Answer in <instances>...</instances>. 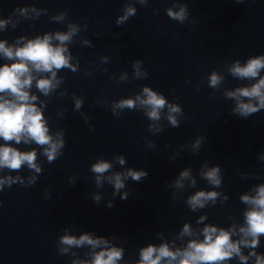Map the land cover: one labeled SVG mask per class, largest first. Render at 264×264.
I'll return each mask as SVG.
<instances>
[{"label":"clouds","instance_id":"obj_1","mask_svg":"<svg viewBox=\"0 0 264 264\" xmlns=\"http://www.w3.org/2000/svg\"><path fill=\"white\" fill-rule=\"evenodd\" d=\"M141 5H146L148 0H136ZM243 3V0H235ZM47 9L37 8L35 5L17 7L13 14L6 18H0V31H5L8 25L15 28L19 18L38 19ZM137 9L131 2L123 8L116 24L122 25L130 17L136 15ZM169 18L183 24L189 18L187 4L176 2L166 9ZM13 16L17 18L14 20ZM68 11L54 15L51 19L58 23L65 22ZM86 30L87 24L83 25ZM82 28L79 23L69 21L66 30L49 31L37 34L33 37L20 36L12 43L6 39H0V58L5 62L0 64V173L7 170L16 175H0V191L5 186L11 188L19 183L30 186L36 183L38 174L43 172L39 157H46L49 164L63 155L65 147L64 130L52 131L48 118L45 116L47 100L41 96L50 98L57 94V89L63 84L65 77L58 75L64 69L72 72L79 70V60L71 53L69 45L74 42ZM80 43L92 46V42L82 38ZM102 63H108L109 57H100ZM75 61V62H73ZM142 61L136 59L132 62L133 78H147L148 72L143 69ZM107 71V69H102ZM226 72L234 79L249 81L247 85L237 86L234 89L224 91L227 99L234 101L231 112L239 117L247 119L250 115L264 109V54L250 56L245 62L239 59L226 65ZM85 75H91L86 72ZM225 77L216 70L208 75V85L213 89H219ZM128 80L126 72L121 73L119 81ZM33 88L36 92H33ZM39 93L40 95H38ZM67 90H61L58 95L66 96ZM74 109L80 111L84 98L73 94ZM127 110H140L148 118V130L159 133L163 130L162 120H166L171 127L180 126V118L184 116L180 104L169 101L165 95L154 90L150 86H143L142 91L135 96L121 98L113 101L111 111L114 116ZM63 116L64 113H58ZM87 124L88 116L81 113ZM90 130H91V126ZM199 136L191 144L192 151L198 152L204 141ZM35 145L30 150H21L18 145ZM149 147L155 148L152 141H148ZM167 147V146H166ZM178 155V153L176 154ZM258 158L264 161V153ZM126 165L125 156L117 155L113 160L103 157L91 164L90 170L94 174L96 186L103 187L107 182L113 187L112 196H120V199L128 198L126 182L129 178L135 182H141L147 177L146 170H136L131 167L124 170H115L114 164ZM30 170L27 177L18 173L23 169ZM247 176L248 174H243ZM199 176L207 182L209 189H199L188 195L185 203L192 212L199 211L208 206H215L219 201L223 204L229 197L222 191L223 175L219 164L209 165L205 161L199 169ZM75 183V177L69 178ZM197 179L193 175L192 168L182 169L171 182L173 199H180L178 193H183L187 188L195 189ZM92 199L99 204L102 196L93 193ZM241 203L246 207L243 210V223H238L236 217H231L232 223L227 227H220L213 223H205L207 214L200 215L193 227L191 222L183 223L175 238L169 240L163 232H158L159 244L148 243L139 248L138 259L133 264H229L237 260L238 264H264V253L257 252L261 245V237H264V183L256 184L247 192L241 193ZM110 200L107 207H113ZM202 237V238H201ZM115 238L98 236L93 232H81L79 235L72 233L71 229L64 228L63 234L57 239V249L60 255L73 257L71 264H120L124 259L125 249L116 245ZM180 242L179 244L177 242ZM87 249L83 258L74 249ZM247 249V254H245ZM124 264H128L124 261Z\"/></svg>","mask_w":264,"mask_h":264}]
</instances>
